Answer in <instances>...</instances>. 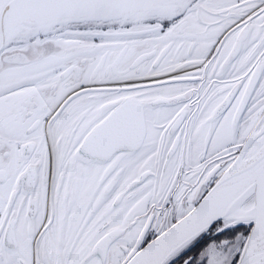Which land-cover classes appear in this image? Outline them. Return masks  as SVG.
Listing matches in <instances>:
<instances>
[{
    "label": "snow or ice",
    "instance_id": "obj_1",
    "mask_svg": "<svg viewBox=\"0 0 264 264\" xmlns=\"http://www.w3.org/2000/svg\"><path fill=\"white\" fill-rule=\"evenodd\" d=\"M0 264H264V0H0Z\"/></svg>",
    "mask_w": 264,
    "mask_h": 264
}]
</instances>
